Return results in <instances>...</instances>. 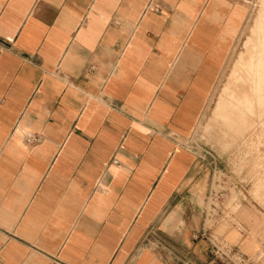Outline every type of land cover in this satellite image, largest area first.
I'll use <instances>...</instances> for the list:
<instances>
[{
  "label": "crops",
  "instance_id": "obj_1",
  "mask_svg": "<svg viewBox=\"0 0 264 264\" xmlns=\"http://www.w3.org/2000/svg\"><path fill=\"white\" fill-rule=\"evenodd\" d=\"M246 17L0 0V264H214L212 238L249 256L253 236L206 225L216 161L191 141Z\"/></svg>",
  "mask_w": 264,
  "mask_h": 264
},
{
  "label": "rangeland",
  "instance_id": "obj_2",
  "mask_svg": "<svg viewBox=\"0 0 264 264\" xmlns=\"http://www.w3.org/2000/svg\"><path fill=\"white\" fill-rule=\"evenodd\" d=\"M242 2L247 17L191 141L207 162L216 161L210 189L221 190L228 209L218 220L207 217L206 225L215 224L219 235L253 236L255 246L250 240L243 250L264 264V0ZM241 55L246 60L238 65Z\"/></svg>",
  "mask_w": 264,
  "mask_h": 264
},
{
  "label": "built area",
  "instance_id": "obj_3",
  "mask_svg": "<svg viewBox=\"0 0 264 264\" xmlns=\"http://www.w3.org/2000/svg\"><path fill=\"white\" fill-rule=\"evenodd\" d=\"M33 135L27 136V141L36 140ZM113 162H116L113 160ZM223 197L221 190H214L208 193L204 207V219L213 218L218 220L228 212L223 206ZM211 226V225H210ZM209 260L214 264H257L251 257L245 255L240 250L228 245L219 238H212L207 247Z\"/></svg>",
  "mask_w": 264,
  "mask_h": 264
},
{
  "label": "bare ground",
  "instance_id": "obj_4",
  "mask_svg": "<svg viewBox=\"0 0 264 264\" xmlns=\"http://www.w3.org/2000/svg\"><path fill=\"white\" fill-rule=\"evenodd\" d=\"M261 5L263 6V3H262ZM259 42H260V41H259ZM259 42H258V43H259ZM258 43L254 44V45H257V46H258V45H259ZM246 45H247V47H246L245 52H246V53H249V52H250L251 43L249 42V44L247 43ZM245 60H246V56L244 57L243 55H241V56L238 57L237 64L240 65V64L243 63Z\"/></svg>",
  "mask_w": 264,
  "mask_h": 264
}]
</instances>
